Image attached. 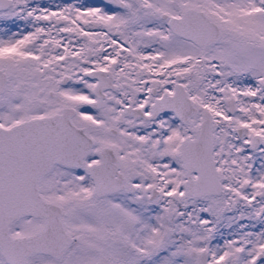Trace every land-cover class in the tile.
<instances>
[{"label": "snow or ice", "instance_id": "1", "mask_svg": "<svg viewBox=\"0 0 264 264\" xmlns=\"http://www.w3.org/2000/svg\"><path fill=\"white\" fill-rule=\"evenodd\" d=\"M0 264H264V0H0Z\"/></svg>", "mask_w": 264, "mask_h": 264}, {"label": "rangeland", "instance_id": "2", "mask_svg": "<svg viewBox=\"0 0 264 264\" xmlns=\"http://www.w3.org/2000/svg\"><path fill=\"white\" fill-rule=\"evenodd\" d=\"M45 2H47V0H45Z\"/></svg>", "mask_w": 264, "mask_h": 264}]
</instances>
